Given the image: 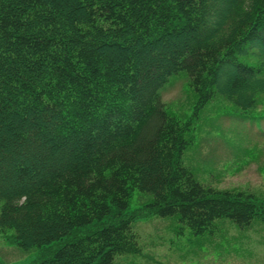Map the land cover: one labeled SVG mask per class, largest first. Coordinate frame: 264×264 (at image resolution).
I'll list each match as a JSON object with an SVG mask.
<instances>
[{
	"label": "trees",
	"instance_id": "1",
	"mask_svg": "<svg viewBox=\"0 0 264 264\" xmlns=\"http://www.w3.org/2000/svg\"><path fill=\"white\" fill-rule=\"evenodd\" d=\"M181 71L197 118L219 105L264 131V0H0V231L33 264H116L154 215L195 236L264 222V198L183 163L194 120L161 95ZM135 190L151 198L132 210Z\"/></svg>",
	"mask_w": 264,
	"mask_h": 264
},
{
	"label": "rangeland",
	"instance_id": "2",
	"mask_svg": "<svg viewBox=\"0 0 264 264\" xmlns=\"http://www.w3.org/2000/svg\"><path fill=\"white\" fill-rule=\"evenodd\" d=\"M171 116L193 118L194 140L182 156L196 178L205 185L253 193L264 198V134L247 118L217 105L195 113L197 94L185 71L173 75L161 89ZM227 111V112H225ZM226 113V115H220ZM251 121L250 119H248ZM250 126V127H249ZM151 196L135 190L130 209L142 207ZM1 206V203H0ZM141 252L117 256L116 264H264V222L255 219L241 228L230 219H219L213 234L195 236L178 217L149 216L134 222ZM0 231V259L9 264H33L39 248L24 251Z\"/></svg>",
	"mask_w": 264,
	"mask_h": 264
}]
</instances>
